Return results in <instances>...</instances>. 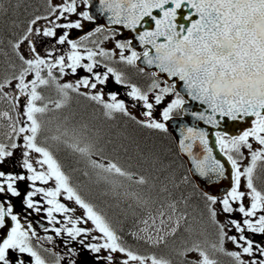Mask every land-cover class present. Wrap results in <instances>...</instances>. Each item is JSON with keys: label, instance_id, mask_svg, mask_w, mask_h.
<instances>
[{"label": "snow or ice", "instance_id": "1", "mask_svg": "<svg viewBox=\"0 0 264 264\" xmlns=\"http://www.w3.org/2000/svg\"><path fill=\"white\" fill-rule=\"evenodd\" d=\"M81 3L91 7V0H80ZM50 16H56V20L50 21L51 27L41 30L35 26L39 20H48L49 16H36L30 21V26L26 29L22 38L13 44L19 59L22 61L19 74L5 75L0 80V99H8L13 109H18L19 98L26 97V104L23 115L27 118L26 126H19L20 114L17 113L14 119L8 112L0 113V118H7L10 123L9 132L4 133L12 141L10 144L0 142V165H4L6 159L11 158L14 150L23 148L21 166L31 175L6 173L0 170V195L11 194L12 197H21L22 192L17 187L18 181L29 180L32 182L31 191L27 192L22 203L28 209H33L39 213L42 205L33 198L42 194L48 207L45 209L49 224H58L55 213L68 214L74 212L62 203L60 197L69 201H75L80 208L85 210L86 219H74L71 215H66L67 224L62 228H53L56 236L61 232H66L68 237L76 240L77 237L91 235L92 231L100 233L92 236L97 243L85 244L81 239L79 243L89 253L99 254L102 250H107L108 255L104 257L96 256L95 259H103L106 264H171V261L156 255H141L126 247L120 235L112 228L105 216L97 211L94 206L87 203L72 186L70 177L62 170L61 164L54 157L53 153L39 142L44 131L42 117L51 111L49 105L56 109L65 107L71 99V93L85 96L105 110V115L114 118L115 113L128 116L143 128L152 129L161 133L168 132L167 121L173 118L174 113L186 112L185 105L188 100L177 90V82H182L184 93L192 101H198L205 106L203 111H193L191 115L198 121L211 125L213 128H220L225 121L245 122L251 119V126L243 130L238 135H230L227 132H215V143L219 147L220 153L226 157L230 163L233 185L229 191L219 199L215 195L204 191L208 213L212 222L218 229V243H211L212 252H225L223 247L224 239L231 240L241 251H228L225 254L232 257L236 264H245L241 258L242 254L254 255V248L264 256V247L254 243L253 239L245 235V232L264 235V191L259 190L255 181L259 179L256 175L258 162L264 161V0H100L99 13L107 14V20L113 25H123L132 32L142 27L145 17L155 22V28L149 30L145 28L143 32L135 37L143 47V52H138L133 47L132 40H118L115 48L119 49V61L137 67V61L142 59L143 64L148 67H155L159 71L152 72V83L147 90H142L135 84L128 83L122 72L103 64L105 72L94 71L100 66L101 61L97 57L111 60L117 55L115 50L107 51L104 48L93 50L85 47L84 53L80 51L83 41L95 33L106 31L103 26L97 27L94 33H89L80 42L69 39L68 32L65 31L57 37V29H81L83 21H94L96 18L88 11L78 12L77 0H64L63 3L51 6L49 0ZM187 9L186 14L178 17L181 10ZM159 10L161 16L153 15ZM3 4L0 3V12H3ZM57 12L59 13L58 15ZM76 14L81 19L59 23L60 20H68L65 15ZM182 19L185 23H177ZM43 36L57 38L60 45L65 43L71 46V51L67 54V62L64 55L53 59V52L47 53V58L42 57L37 51L33 36ZM112 36H105V40L113 39ZM28 42L32 58L26 59L19 54L21 44ZM103 41H101L102 43ZM125 51L130 55H125ZM86 53V54H85ZM88 61V63H84ZM58 69L59 77L54 73ZM70 70L75 75L78 69H84L91 77L84 76L75 83H61L60 78L68 75ZM143 72L144 69L140 68ZM160 73L167 74L170 78H175L176 82L169 83L164 80L165 86L161 87L158 79ZM34 74V78L27 80V77ZM115 78L117 84H126L130 91L127 95L134 101L142 103L144 109L143 119L133 116L123 100L118 99L116 93H109L105 99L103 90L95 92H82L81 89L96 90L98 85H106L109 76ZM13 80L16 81L15 92H7L6 88L13 87ZM93 80L95 82H93ZM54 89L61 97L53 100L46 97L40 89ZM155 94L153 100L150 95ZM174 96L162 111L160 118L156 117L157 106L164 103L165 98ZM2 127V126H0ZM183 139L179 142L181 151L191 157V162L200 177L208 181L218 182L225 179V164L213 154V147L210 146L209 134L203 129L187 127L182 133ZM22 139L23 143L17 141ZM59 139V137H53ZM254 141L259 147L253 149ZM197 143L203 149V155H197L193 149ZM74 151L89 158V163L94 169L106 173L112 177H123L131 180L133 174L129 173L117 163L100 162L91 159L93 155L92 145L86 144L81 147V142L75 139L70 145ZM243 149L250 152L251 160L247 167L241 170V161L245 158ZM33 153L39 158L33 160ZM39 165V169L34 166ZM241 177L246 179L247 193L241 191ZM108 179V176H105ZM49 184L54 181V187H37L36 182ZM139 184H146L144 177H139L136 181ZM167 191V187L164 188ZM250 197V206L245 205V198ZM222 206L220 211L231 214L238 212L244 218L242 221L236 219L229 220L240 234L228 236L224 231L225 225L217 220V203ZM179 201L168 204V208L175 212L176 204ZM237 205L234 207L233 205ZM259 214V215H258ZM160 225H164V211L159 213ZM11 219L9 225L6 218ZM252 218H255L253 220ZM172 220V216H168ZM186 219L181 214L174 221L169 234L174 235L180 227V221ZM91 221L93 229L78 227L80 223ZM151 221V223H150ZM145 225L141 231L147 234V240L153 244L163 242L164 237L159 235L163 231L162 227H156V218L149 217L143 220ZM67 225H72L68 227ZM156 228V235L153 236L151 229ZM49 231L48 228L44 229ZM37 237L35 229L29 223L27 227L21 223L20 217L13 212L11 202H0V264H49V262L33 246L32 238ZM52 241L53 237H37ZM144 239V237H139ZM208 241L204 244L193 243L181 255L188 253H198V257L192 259L188 264H218L208 249ZM10 250L15 254V258L10 257ZM45 251H49L45 249ZM72 257H78L80 252L69 249ZM122 253L126 258L122 261H115L113 254ZM56 257L55 264H60L64 256L53 253ZM70 264H78L77 259H71ZM80 264H88V261H81ZM251 264H264V259L252 260Z\"/></svg>", "mask_w": 264, "mask_h": 264}, {"label": "trees", "instance_id": "2", "mask_svg": "<svg viewBox=\"0 0 264 264\" xmlns=\"http://www.w3.org/2000/svg\"><path fill=\"white\" fill-rule=\"evenodd\" d=\"M0 3L4 8L0 12L2 80L5 75L19 74L22 61L13 44L22 38L33 18L50 16V6L49 0H0ZM19 54L25 57L20 49ZM43 94L51 99L60 97L54 89H43ZM70 95L71 99L65 107H51V111L40 117L44 131L39 140L56 156L80 195L96 206L114 230L127 239L128 246L132 245L139 252L157 253L156 256L178 264V260L183 259L181 253L193 243L203 245L205 240L209 242L208 245L215 243L218 229L169 132L143 128L121 113L109 118L97 103L76 93ZM10 104L8 99H0V113L6 111L14 118ZM9 123L7 118H0V142L5 144L12 142L4 135L10 131ZM74 137L81 142V147L92 145L93 155H100L104 162L117 163L129 173H134L136 178L112 177L94 169L88 157L70 146ZM141 176L147 181L146 184L136 182ZM176 201L179 203L172 212L167 206ZM160 211L165 212L164 225H160ZM181 214L186 219L180 221L174 235L169 234L174 221ZM169 215L172 220L168 219ZM150 216L156 218V227L163 228L159 235L164 240L159 244L147 240V234L141 231L145 227L142 221ZM150 231L153 236L156 235L155 227ZM208 249L211 252V248Z\"/></svg>", "mask_w": 264, "mask_h": 264}, {"label": "flooded vegetation", "instance_id": "3", "mask_svg": "<svg viewBox=\"0 0 264 264\" xmlns=\"http://www.w3.org/2000/svg\"><path fill=\"white\" fill-rule=\"evenodd\" d=\"M70 21H73V20H70ZM105 34L112 35L111 32L107 33L104 31L102 33H95L94 35L89 36L88 40L83 41V46L81 47L80 51L84 53L85 47L92 48L93 50H98L95 45L97 41L94 40V42H92V40L94 38L97 40H101L103 38V35ZM80 41L81 39L77 40V42H80ZM106 44H107V41L105 40V42L103 43L104 47L100 46V48H105ZM69 49H71V46L69 47ZM115 49L116 48H114V50ZM105 50L110 51V49H105ZM117 51H119V49H117ZM125 55H130V52L125 51ZM97 59L101 61V64L99 67L94 69V71L99 70L101 71L100 73H103L106 71V69L103 67V64L106 63L110 67H114L116 62H120L117 56L113 57L111 60L105 59L103 57H97ZM84 63H88V61H84ZM132 69L134 70L131 72L126 73L124 71L123 73L128 83L135 84L138 87H140L142 90H147L148 86L151 84V82L149 81L150 76L144 74L143 73L144 71L141 72L140 69L137 67H132ZM78 70H79L78 71L79 75L83 74L82 77L91 75L87 73L84 69H78ZM163 85L164 84L162 81V87ZM105 86L107 88H110L112 91L113 90L116 91V93L119 94V96L122 98L124 102L126 101L130 105L135 104L136 106L142 108V103L134 101L130 96L127 95V92L130 91V89L127 87L126 84L122 85V87H119V86L113 85L112 82H107ZM154 95H155L154 93L150 95V100H153ZM171 99H174V96L166 97L163 107H165L167 103L171 101ZM161 107H162L161 105L157 106L156 113L160 111ZM251 142L253 143L254 150L259 147L254 141H251ZM246 151L248 152L247 149H243L245 158L241 161L242 171L245 167L249 165V163L246 164L247 162L246 155L248 153L250 154V152L247 153ZM0 170L5 171L6 173L11 172L14 174H21L25 176L31 175V173H28L27 170L24 169L19 162H16L15 160H13V158L6 160L4 165H0ZM256 175L257 177H259V179L255 181L256 186L259 190L264 191V161L258 162ZM31 184L32 182L29 180L18 181L17 187L22 192V196L12 197L10 193L4 194L5 201L6 203L7 202L12 203L14 214H17L20 217L21 223L25 225V227H27L29 223L32 225L33 229H35L37 233V237H41V238L48 237V236L53 237L51 242L48 241L47 239H38L37 237L32 238L33 246L36 247V249L49 262V264H55L56 257L53 255V253H56L57 255L65 257V259L61 260L60 264H70L71 259H77L78 264H80L81 261H88V264H106V261H104L103 259L97 260L95 259V257L96 256L104 257L108 255L107 250H102L99 254L89 253L79 243L81 239L84 240L85 244L102 242V241L92 240V236H98L100 235V233L96 231H92L91 235L88 236L87 238L81 236V237H77L76 240H72L70 237H68L66 232H61L60 236H56L55 232L52 231L54 227L62 228L64 225L67 224L66 215H71L74 219L84 220L86 219L85 212L83 214H80L78 210H76L73 206L71 207V205H66L67 207L71 209H75V211L70 212L68 214L55 213L56 219L60 221V223L49 224L47 213L45 211L48 205L45 203V199L42 194H38L36 197L33 198L35 201H38L42 205V210L39 213L35 212L33 209H28L26 205L22 203L23 199L27 195V192L32 190ZM47 185L41 184L39 181L36 182L37 187H44V188L52 187L50 185L49 186ZM241 191H244L246 193L249 191L246 187V179L244 177H241ZM223 196L218 198V201L219 199H222ZM60 200L62 202V199ZM244 203L246 207L250 206V197L246 196ZM233 206L236 207L237 205L234 204ZM223 215H224V218H223L224 221L222 219L219 220L218 218L217 220L219 221V223L225 225V228H224L226 229L225 232L228 234V236L236 235L237 238H239L240 234L236 231L235 227L229 223V220L236 219L238 221H242L244 219L242 215L238 212H234L231 214L223 213ZM252 219L255 220V218H252ZM67 226L71 227L72 225H67ZM77 226L87 228V229H92L89 227L88 222L87 223L82 222ZM45 228H48L49 231L45 232L44 231ZM245 235L253 239L254 243L260 244L262 247H264V235L252 234L248 232H245ZM224 244H225V248L228 249L229 251H241V249L237 248V246L233 244L231 240L227 239V237H225L224 239ZM45 249H48L49 251H45ZM69 249H75L76 251L80 252L81 255L78 257H72L71 254L69 253ZM113 256H114L115 261H122L123 259L126 258L122 253H119V254L116 253V254H113ZM10 257L13 259L15 258V254H13L11 250H10ZM226 258H227L226 261L220 264H236L235 260L232 257L227 256ZM241 258L245 261V264H251L252 260L264 259V256H261L260 253L256 251L254 248L253 256L250 257L247 254H242Z\"/></svg>", "mask_w": 264, "mask_h": 264}, {"label": "water", "instance_id": "4", "mask_svg": "<svg viewBox=\"0 0 264 264\" xmlns=\"http://www.w3.org/2000/svg\"><path fill=\"white\" fill-rule=\"evenodd\" d=\"M100 6V0H91V7L89 8V11L96 19L94 21H86L83 24V28L81 29H75L72 31L71 36L73 37H79L84 34H87V32L92 31L99 27L100 25H104L107 29L115 28L117 30H120V38L124 39H131L133 47L137 48L139 51L143 50V47L140 45L139 41L135 38L138 33L143 32L145 28L152 30L155 28V22L151 21L149 18L145 17V20L142 21V27L138 28L136 32H132L130 29L125 28L123 25H113L110 24L107 20V14L101 15L98 11ZM187 9L181 10L180 13H178V17L186 14ZM153 15H157L158 17L162 15V13L159 12V10H156L153 12ZM177 23H185L182 19L177 20ZM137 63L141 66H143L145 69H151L158 72L159 70L155 67H148L147 65L143 64L142 59L140 61H137ZM159 75L163 76L165 79L170 81H175V78H170L167 76V74L160 73ZM177 90H179L183 95L187 98L189 101L185 105L186 112L182 111L184 113L183 117H173L171 120L167 121L168 129L171 132L172 136L175 137L177 147L179 148V152L183 159H186L188 170L190 171V175L193 179V181L196 183L197 187H199L203 192L207 191L211 195L215 196H221V194L227 193V191L232 187L233 181L231 179V165L227 162L226 157L223 156L222 153L219 151V147L215 143V132L217 131H223L227 132L230 135H238L243 130L247 129L251 126V119L247 118L245 122H232V121H225L221 124L220 128H213L211 125L205 124L203 121H198L191 115L193 111H203L204 107L203 105H200L198 101H192L187 95L184 93L182 82H177ZM187 127H195L197 129H203L208 132L209 134V141L210 146L213 147V154L217 156L218 159L221 160L222 163L225 164L226 172H225V179H222L218 182L208 181L204 177H200L197 173H195V169L193 167V164L191 162V157L187 155V153L181 151L179 147V142L181 139H183L182 133ZM193 151L197 155H203V149L202 147L197 143V145L194 147ZM0 202H5L1 195H0ZM8 225L9 224V218H6ZM9 228V227H8ZM8 230V229H7ZM1 242V241H0Z\"/></svg>", "mask_w": 264, "mask_h": 264}, {"label": "rangeland", "instance_id": "5", "mask_svg": "<svg viewBox=\"0 0 264 264\" xmlns=\"http://www.w3.org/2000/svg\"><path fill=\"white\" fill-rule=\"evenodd\" d=\"M80 2V0H77V2ZM64 2V0H52V4H55L53 7H55L56 5H58V4H61V3H63ZM79 4H82L81 2L79 3ZM78 4V5H79ZM59 13L57 12V14L56 15H58ZM66 15V14H65ZM67 16V15H66ZM68 20H60V21H58L59 23H66V22H68L71 18H70V14H68ZM77 19H81L82 20V18L81 17H79V18H77ZM53 20H56V16H49V19L48 20H39L38 21V23L35 25V26H33L34 28L35 27H38V28H40L41 30H43L45 27H51L52 25H51V23H50V21H53ZM71 30V29H70ZM70 30H68V29H57V37L59 36V35H62L65 31H67V32H69ZM105 36H108V35H103V38L101 39V40H99V41H97L96 42V48L98 49V48H100V46H103V43L105 42V39H104V37ZM33 42L36 44V48H37V51L40 53V55L42 56V57H45V58H47V53L49 52V51H52L53 52V59H55V58H58L60 55H64L65 56V59H66V62H67V54L71 51V49H69V44H67V43H65V44H63V45H60V44H58L57 42H56V40H57V38H52V37H43V36H33ZM101 41H103L102 43H101ZM107 41V44H106V47H109L110 49L111 48H115V44H116V42H117V40H116V38H115V36H114V38L113 39H109V40H106ZM104 47V46H103ZM20 50H22L23 52H24V54H25V56H26V59H30V58H32V54L30 53V50H29V45H28V42L27 41H25L23 44H21V47H20ZM115 51H116V53H117V55L116 56H119V51H117V49H115ZM55 70V69H54ZM66 71L68 72V75H66V76H64V77H62V79L60 80V82L61 83H65V82H72V83H75L76 82V80H78V79H80L81 77H82V75L83 74H80L79 75V70L77 71V73L75 74V75H73V74H71V72H70V70H67L66 69ZM98 72H101V71H99V70H97ZM89 77H91V75H89ZM34 78V74H31V75H29L28 77H27V80H31V79H33ZM93 82H95L94 80H93ZM108 82H112V84L113 85H116V86H119V87H122V85H124V84H117L116 82H115V78L114 77H112L111 75L109 76V80H108ZM162 86V85H161ZM10 89V88H9ZM103 90V92L105 93V99H107L108 98V94L109 93H116V91H112L110 88H107L105 85H98L97 86V89L96 90H92V89H81L83 92H95V91H97V90ZM11 91V90H10ZM12 92H15V94L16 95H19V92H18V90L17 89H15V88H13V91ZM117 95H118V99H120V100H122V98L119 96V94L118 93H116ZM125 103H126V105H127V107H128V109H129V112L133 115V116H136L137 118H139V119H143L144 117H143V115H142V113H143V111H144V109H143V107L142 108H140V107H138V106H136L135 104H132V105H130L128 102H126L125 101ZM165 103V102H164ZM164 103L161 105V106H163L164 105ZM25 104H26V97H20L19 98V105H18V109H16L18 112H19V114H20V122H19V126H26V124L28 123L27 122V118L23 115V111H24V107H25ZM162 111V107H161V109H160V111L158 112V114L156 115V117L159 119L160 118V116H159V113ZM19 143H23V141H22V139H20L19 140ZM24 151V149L23 148H18V149H16V150H14V154H13V156L11 157V158H13V160H15L16 162H19L20 164H22V159H23V157H22V152ZM247 152V151H246ZM249 152V151H248ZM247 152V153H248ZM39 158V156H38V154H35V153H33V160H35V159H38ZM246 158H247V162H246V164L247 163H250V160H251V156H250V154L248 153L247 155H246ZM10 159V158H9ZM93 159L94 160H97V158L96 157H94L93 156ZM34 166H36L38 169H39V165H35L34 164ZM49 185L50 186H52V187H54L55 185H54V181H50V183H49ZM49 185H47V186H49ZM104 192V191H103ZM106 193H107V190H106ZM60 199H62V202L63 203H65L66 205H71V207L73 206L76 210H78V212L80 213V214H83L84 212H85V210L84 209H82V208H80V206L79 205H77L76 203H75V201L73 200V201H69V200H66L65 198H64V195H62L61 197H60ZM216 209H217V218L219 219V220H223V218H224V215H223V212H221L220 211V209H221V205H220V203L218 202L215 206H214ZM224 221V220H223ZM88 224H89V227L90 228H94V225L91 223V221H88ZM228 227V226H227ZM226 229H224V231H225ZM125 241L127 242V239H125ZM130 245V244H129ZM117 254H119V253H117Z\"/></svg>", "mask_w": 264, "mask_h": 264}]
</instances>
